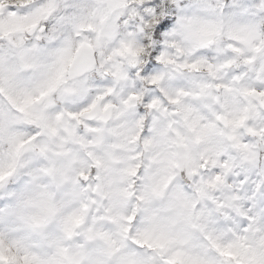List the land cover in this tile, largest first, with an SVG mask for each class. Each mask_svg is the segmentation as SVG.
Instances as JSON below:
<instances>
[{
	"label": "clouds",
	"instance_id": "9594fccd",
	"mask_svg": "<svg viewBox=\"0 0 264 264\" xmlns=\"http://www.w3.org/2000/svg\"><path fill=\"white\" fill-rule=\"evenodd\" d=\"M0 264H264V0H0Z\"/></svg>",
	"mask_w": 264,
	"mask_h": 264
}]
</instances>
